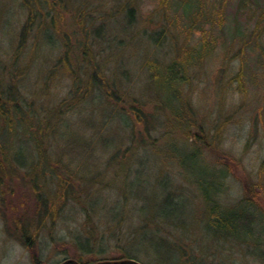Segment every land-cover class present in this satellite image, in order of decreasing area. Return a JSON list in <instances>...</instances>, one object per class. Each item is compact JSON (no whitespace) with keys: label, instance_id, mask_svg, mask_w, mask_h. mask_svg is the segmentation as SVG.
Listing matches in <instances>:
<instances>
[{"label":"rangeland","instance_id":"rangeland-1","mask_svg":"<svg viewBox=\"0 0 264 264\" xmlns=\"http://www.w3.org/2000/svg\"><path fill=\"white\" fill-rule=\"evenodd\" d=\"M159 1L137 0L139 26L127 34L123 33L121 37L127 41L131 35L135 34L136 37V33L146 27L150 30L158 29L163 22L162 18H155V24L148 22L149 16L157 10ZM95 2L96 7L92 8L95 7L93 9L97 11L99 0ZM257 2L264 8V0ZM240 3V0L231 1L227 9L229 23L232 26L238 24L243 30L250 31L258 18L256 7L242 6ZM71 8L73 6L70 5L67 11H64L62 20L58 22L61 28L69 32L77 29L73 21L75 12H72ZM104 8L106 11L103 12H111L109 2L104 1ZM23 19L24 14L17 9L15 1L0 0L1 59L9 60ZM164 22L168 26L167 21ZM95 23L98 26V19ZM120 25L122 23L119 22L114 25V32L122 33ZM139 37L132 43L126 42L124 50L119 53V69H116L118 75L113 71L110 76L117 78V86L121 90L149 100L147 93L156 94V90L147 80L144 58L156 55L162 56V60L166 61L170 57L169 50L170 53L172 50L167 45L154 48L147 44L145 38ZM55 38L58 40V37ZM169 39L170 37H167V40ZM47 43L46 38L42 37V49H36L31 55L26 51L29 67L22 82L29 102L32 105L36 103L37 107L46 111L66 99L73 86L69 77L58 74L47 88H41V80L47 74L46 64L54 59V53L47 47ZM261 43L264 45V37ZM226 46L227 44L222 45L223 48L219 46L214 55H210L205 67V71L209 72L208 77L201 80L198 77L199 80L194 81L192 99L208 119H213L217 113L219 87L225 85L228 76H232L240 66V60L237 58L231 62L229 72L224 73ZM115 53L116 51L107 52L104 57L113 56ZM257 54L256 50L252 54L249 52L243 64L250 79L247 81V93L243 96L236 93L234 99L225 104L227 107L230 104L242 107L243 110L237 113L235 123L225 132L220 151L207 155V162L217 164V161H226L233 168L232 174L226 180L227 190L218 196L223 204H239L247 195L249 186L254 187L257 183L264 185V180H258V168L264 158V129L259 115L264 105V72L257 65ZM123 69L129 74L127 80L121 74ZM112 104L108 105L103 96L99 101L89 97L84 102H77L61 122L57 123V133L54 132L56 142L50 140L51 145L47 147L49 153L45 162L36 159L33 150L35 148L31 142H27L28 137L27 140L22 137L23 142L0 141V149L4 148L11 158L9 168L16 169L17 172L2 179L0 183V264H61L65 260L74 259L73 255L76 253L82 256L83 251L77 244L84 245L83 240L87 235L83 228L84 213L80 206L69 200L57 220L52 223L49 217L45 219L44 224L40 222V203L31 189L29 179L33 176L31 173L38 172L43 175L45 172V185L43 186L40 180L39 185L41 192L45 190V186L49 190V173L52 171H58L62 176L84 178L92 186L87 203L96 211L92 215L97 223V235L100 236L98 238H103L104 256H109L96 257L101 259L99 261L123 260L121 248H124L125 252L139 254L140 257L137 258L141 264H181V252L172 247L169 242L172 239L145 230L147 225L158 224L178 237L177 244L180 248L191 238L195 248L193 256L201 247V251L206 255L196 257L201 262L199 264H264V221L250 225L246 230L236 229V235L226 243L214 237L213 232L209 229L207 231L203 224L206 208L198 187V184L203 183V180L200 182L199 179L204 176L205 162L181 163L177 158L172 161V154L164 153L162 140L151 148L137 150L136 146L138 147L142 134L141 126L129 116V125L126 126L120 118V113H113L115 110ZM176 134L179 137L180 131ZM133 135L137 139L135 146L131 140ZM2 136L3 130L0 128V137ZM182 152L177 151V157ZM132 154L138 156L131 158ZM111 156H115L114 160L109 159ZM99 184L104 188L98 189L96 185ZM170 194L180 196L177 212L165 214V200ZM50 195L52 196V193ZM259 201L264 205V198ZM24 228L26 233L22 231ZM122 230L123 232H120ZM127 230H131L133 234ZM113 232L116 235H113ZM95 243L94 246L97 247ZM232 246L234 248L227 253L226 250H230ZM87 255L83 254V262H90L95 258Z\"/></svg>","mask_w":264,"mask_h":264},{"label":"trees","instance_id":"trees-1","mask_svg":"<svg viewBox=\"0 0 264 264\" xmlns=\"http://www.w3.org/2000/svg\"><path fill=\"white\" fill-rule=\"evenodd\" d=\"M12 1H15L17 9L23 12L24 19L9 60L0 58V128L3 130L0 141L13 143L16 140L22 141V137L27 140L28 137L27 142H31L35 148L33 150L36 159L45 162L49 153L47 147L51 145L50 140L56 142L54 132L57 130V123L61 122L77 102H84L89 97L99 101L103 96L106 103L108 101V105L113 103L112 108L115 110L113 113L119 112L126 126L129 125L128 116L133 117L141 126L142 134L140 143L138 142V147L136 146L137 150L151 148L162 140L164 153L167 155L171 153L172 161L177 158L181 163L205 162L204 176L201 175L202 178L199 179L200 182L203 180V183L198 184V187L206 208L203 224L207 231L209 229L213 232L214 237L226 243L236 235L238 232L236 229L246 230L250 225L264 221V205L259 201L264 198V185L257 183L254 187L249 186L247 195L239 204H223L218 196L227 190L226 180L232 174L233 168L226 161L220 163L217 161V164L207 162L209 153L220 151L225 132L232 123H235L237 113L243 110L242 107L232 104L227 107L225 104L233 100L236 93L242 96L247 93V81L250 79L243 64L249 52L251 54L254 50L258 52L257 65L264 72V45L261 43L264 37V8L259 6L257 0H240L242 6L256 7L258 18L250 31L243 30L238 24L232 26L229 23L227 9L232 0H160L157 10L152 12L149 22L147 21L155 24L153 21L155 18H162L160 27L151 30L146 27L136 33V37L145 38L149 46L158 48L167 45L172 50L171 53L169 50L170 57L166 61L162 60V56L156 57V55L144 58L147 80L156 90V94L147 93L149 100H143L134 93L121 90L117 86V78L113 79L110 76L113 71L115 73L119 69L121 55L119 53L124 50L126 42L132 43L136 38L134 34L126 41L121 36L139 26L137 0H99L97 11L93 9L97 0L93 2L92 0ZM104 1L110 3L111 12H103L106 11ZM70 5L73 6L72 12H75L73 21L77 26L72 32L61 28L58 24ZM97 19L98 26L95 23ZM164 21H167L168 26ZM117 22L122 23L119 28L121 34L113 30ZM42 37L48 41L47 47L54 53V59L46 64L47 74L41 80V88H47L58 74L69 77L73 83L68 97L47 111L37 107L36 103L32 105L29 98H26L22 86L29 67V62H26V51L28 50V55H31L33 51L41 48ZM55 37H58V40ZM167 37H170V41ZM226 44L224 73L229 72L231 62L237 58L240 60V66L232 76H228L227 83L219 87L217 113L213 119H208L203 116L202 109L192 99L194 81L199 80L198 77L200 80L208 77L209 72L205 71V67L210 55H214L219 46L223 48L222 45ZM111 51L116 53L105 58L104 55ZM121 74L124 79L129 78V74L124 69ZM262 103L264 104V94ZM259 115L264 129V105ZM178 131H180L179 137L176 134ZM135 135L137 136L136 133ZM131 140L134 141L135 146L137 139L134 135ZM180 150L183 152L177 157V151ZM136 155L132 154L131 158ZM114 158L115 156L109 157L111 160ZM10 160L7 152L1 147L0 183L2 179L17 173L16 169L9 168ZM230 162L232 163V159ZM39 164L46 163H36ZM258 169L260 178L258 180H264V158ZM31 174L33 176L29 181L40 203L38 214L42 224L49 217L52 223L57 220L69 200L83 210V228L87 236L83 240L84 245L77 244V247L83 251L82 256L76 253L73 255L74 260L86 264L101 260L96 257H109L104 256L103 238H98L97 235V223L92 215L96 211L87 203L92 187L89 182L84 178L62 176L58 171H52L49 173V190L45 186V190L41 192L39 180L44 186L45 172L43 175L42 173L39 175L38 172ZM185 182L187 183L188 180ZM96 186L98 189L104 188L100 184ZM39 193L41 194L38 195ZM179 197L177 194H170L167 197L164 207L167 213L163 210L165 214L177 212ZM145 230L172 239L169 241L172 247L181 252V264H199L201 262L196 257L206 255L199 247V252L193 256L195 248L191 238H188L180 248L177 244L178 237L171 230L164 229L158 224L147 225ZM22 231L26 233L25 228ZM127 231L133 234L131 230ZM112 234L116 235L115 232ZM94 242L97 247L94 246ZM233 248L232 246L230 250L227 249V253ZM121 249V259H136L139 262L137 258L140 257L139 254ZM83 254L95 258L90 262H83Z\"/></svg>","mask_w":264,"mask_h":264},{"label":"water","instance_id":"water-1","mask_svg":"<svg viewBox=\"0 0 264 264\" xmlns=\"http://www.w3.org/2000/svg\"><path fill=\"white\" fill-rule=\"evenodd\" d=\"M80 264L74 259H68L63 261L61 264ZM141 264L138 261L133 260V259H123V260H105V261H99L93 264Z\"/></svg>","mask_w":264,"mask_h":264}]
</instances>
